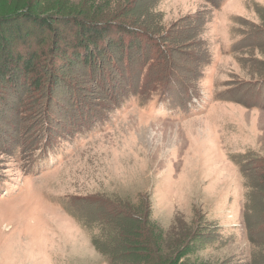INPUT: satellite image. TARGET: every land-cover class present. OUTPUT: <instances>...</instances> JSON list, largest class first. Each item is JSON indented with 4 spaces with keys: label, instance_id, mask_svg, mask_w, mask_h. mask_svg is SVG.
<instances>
[{
    "label": "rangeland",
    "instance_id": "obj_1",
    "mask_svg": "<svg viewBox=\"0 0 264 264\" xmlns=\"http://www.w3.org/2000/svg\"><path fill=\"white\" fill-rule=\"evenodd\" d=\"M48 1L0 77V264H264V0Z\"/></svg>",
    "mask_w": 264,
    "mask_h": 264
},
{
    "label": "trees",
    "instance_id": "obj_2",
    "mask_svg": "<svg viewBox=\"0 0 264 264\" xmlns=\"http://www.w3.org/2000/svg\"><path fill=\"white\" fill-rule=\"evenodd\" d=\"M36 1L37 0H27L25 2H22V0H17L14 3L15 6H11V9H9V7L7 8V11L12 10L11 12H7L6 10H3L2 12H0V14L2 13L6 14V15H0V77L7 76L6 78L9 79L8 75L9 73L10 74L13 73L12 72L13 70H21L22 72L35 74L36 67H35V64H33L34 60L37 59V54L35 53V51L31 50L27 54L22 49L18 50V47L16 48L15 45L19 42L21 48L27 47L26 43L28 41V38L30 39L31 37H33L35 33L37 32L36 30L40 31L41 29H43L49 32H55L57 35L56 28L51 25L50 21H47L46 19H44L45 18L44 15H41L42 13L43 14H46V13L40 10V7H38L35 4ZM50 1L52 0H49L48 2ZM81 12L78 13L77 11L70 15V16H75L77 19L80 20L78 22H75V26L73 27L74 29L72 30L73 36L75 37V39H78L79 41V42L75 41L76 43L77 42L78 43L75 44V46L72 49L74 50L75 48L80 47L79 43H81V41H83L87 45L89 44L90 48L93 45H96L97 47L101 49H103L104 46L112 47V45H114L115 43L111 44L113 43L112 41H110L112 39L110 38L111 34L106 29V25L109 23V20H105L103 17L102 18L103 20L101 21L99 20L100 18L97 19V18H94V16H89L86 13H81ZM27 24H30L33 27V30L27 29L25 31ZM37 37H38V34H37ZM103 39H105V41ZM109 42L111 43L109 44ZM69 43H70L69 41H66L65 47L67 49L68 47H70ZM14 48L16 49L13 50ZM117 50L119 53H122L123 52L122 46L119 45ZM24 53H26V55H24ZM85 53H87V51H85L81 55L84 57ZM76 54L79 57L80 54L78 53ZM87 54L89 55V52ZM32 58H33V61L30 62ZM47 64L51 66V63H47ZM130 65H131V59L128 62V67H130ZM52 68L55 69L56 67L52 66ZM142 68L143 69L146 68L144 73L147 74L150 72V67L147 68V64L143 66ZM146 74L142 76L144 77V80L142 83V87H140V89H142L143 87L145 89L148 88L147 84L149 83V79H148V75ZM140 89H138V91ZM138 95H140L139 92H138ZM49 142H52V139ZM45 145L48 146L47 144ZM49 145H51V143ZM138 257L142 258L143 256H138ZM145 259L147 258L144 257L143 260L141 261L143 264L146 263V262L144 263Z\"/></svg>",
    "mask_w": 264,
    "mask_h": 264
}]
</instances>
